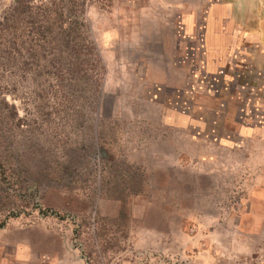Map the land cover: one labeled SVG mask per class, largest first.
<instances>
[{"label": "rangeland", "instance_id": "374dc122", "mask_svg": "<svg viewBox=\"0 0 264 264\" xmlns=\"http://www.w3.org/2000/svg\"><path fill=\"white\" fill-rule=\"evenodd\" d=\"M72 1L105 70L95 92L0 76V264H264V134L231 105L170 119L182 92L145 82L157 52L124 21L159 5Z\"/></svg>", "mask_w": 264, "mask_h": 264}, {"label": "crops", "instance_id": "0c3cea01", "mask_svg": "<svg viewBox=\"0 0 264 264\" xmlns=\"http://www.w3.org/2000/svg\"><path fill=\"white\" fill-rule=\"evenodd\" d=\"M126 1L159 5V12L142 7L125 13L124 21L134 26L129 29L136 45L140 37L157 52L156 63L154 55L146 59L145 82L182 92L168 111L170 119L203 130L205 123L196 114L209 109L222 113L231 105L242 118L241 134H264L256 119L264 116V0ZM102 35L112 38L116 30ZM128 37L121 44H132ZM152 91L156 100L158 86Z\"/></svg>", "mask_w": 264, "mask_h": 264}, {"label": "trees", "instance_id": "16d2710c", "mask_svg": "<svg viewBox=\"0 0 264 264\" xmlns=\"http://www.w3.org/2000/svg\"><path fill=\"white\" fill-rule=\"evenodd\" d=\"M76 5L72 0H12L0 14V76L18 71L55 84L92 79L95 92L105 67L88 37L83 6Z\"/></svg>", "mask_w": 264, "mask_h": 264}, {"label": "built area", "instance_id": "2783aa9c", "mask_svg": "<svg viewBox=\"0 0 264 264\" xmlns=\"http://www.w3.org/2000/svg\"><path fill=\"white\" fill-rule=\"evenodd\" d=\"M258 122H260V124L264 125V116L262 114L258 115Z\"/></svg>", "mask_w": 264, "mask_h": 264}]
</instances>
